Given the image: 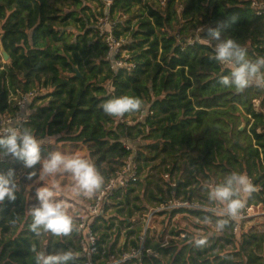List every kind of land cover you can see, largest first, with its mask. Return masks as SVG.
I'll return each mask as SVG.
<instances>
[{"label": "trees", "instance_id": "trees-1", "mask_svg": "<svg viewBox=\"0 0 264 264\" xmlns=\"http://www.w3.org/2000/svg\"><path fill=\"white\" fill-rule=\"evenodd\" d=\"M156 1L157 5L150 0H112L107 10L105 0H0V39L10 57L7 63L0 62L1 111L14 113L16 99L37 92L23 127L40 141L57 137L86 146L104 181L134 155L140 170L157 167L165 185L170 186L165 174L171 181L176 178L168 198L197 199L214 206L217 203L208 199L205 186L220 184L237 172L247 175L256 189L246 205L264 203V88L253 84L238 93L221 86L220 76L230 74L231 67L212 59L217 41L207 34L208 27H219L222 39H234L247 49L249 58L264 57V17L252 8L254 1L264 0ZM90 2L99 3L101 11ZM105 16L116 39L125 40L121 54H127L124 61L133 68H111L108 46L98 29ZM43 91L47 92L42 95ZM122 95L141 98V111L152 114L142 120L141 111L106 115L102 104ZM126 141L135 152L126 149ZM47 153L42 146V159ZM23 167V163L2 165L0 172L13 169L17 174ZM29 172L25 171L26 177ZM16 184L17 199L0 203V264H36L33 245L37 252L69 248L80 252L79 231L70 237L48 233L37 238L29 230L28 198L35 193L28 190L26 180ZM154 186L148 198L157 206L168 198L159 183ZM134 192L133 186L115 191L116 217L94 220L100 249L96 259L103 258L99 264L138 247L143 229H133L132 219L144 208L135 204L139 197H132ZM164 214L169 219L188 214L201 223L205 218L214 224L226 219L201 209ZM123 224L129 228L127 241L118 246ZM235 225L229 221L220 234L206 237V246L200 248L189 233L182 243L170 240L166 247L150 242L146 235L145 247L153 254L140 263L121 264H165L168 255L167 264H264V234L242 233L237 239ZM175 231L171 235L178 237ZM229 245L234 246L232 251L226 249ZM82 262L81 256L75 264Z\"/></svg>", "mask_w": 264, "mask_h": 264}, {"label": "clouds", "instance_id": "clouds-1", "mask_svg": "<svg viewBox=\"0 0 264 264\" xmlns=\"http://www.w3.org/2000/svg\"><path fill=\"white\" fill-rule=\"evenodd\" d=\"M207 34L211 40L217 41L212 59L231 67L230 74L220 76L218 82L221 86L234 88L238 93L253 84L264 87V57H258L255 60L249 58L247 49L234 39H222L219 27H208ZM143 104V100L139 97L122 95L104 102L102 109L110 117H123L125 114L141 111ZM41 144L42 141L38 140L29 128L9 126L0 133V156L10 155L21 161L27 169H33L40 163L42 167L39 179L41 180L45 176H51L63 170L71 174L74 191L87 197H91L102 187L104 177L88 160L68 157L58 151L51 152L42 159ZM35 175V171L29 172L27 178L31 179ZM16 180L15 170L0 172V203L5 200L14 202L17 199ZM205 187L208 199L223 205V215L228 217H235L244 209L246 201L241 198V193L251 195L256 190L247 175L237 172L228 175L220 184ZM58 190L59 185L42 186L36 189L35 197L38 203L29 209L32 222L28 227L37 238L48 233L54 237H70L74 231H78L72 216L67 211L66 204L56 199ZM209 222L205 218V223ZM228 223V219H218L215 222L216 231H223ZM193 243L198 248L204 247L207 244V238L194 237ZM30 251L35 254L36 264H70V262L75 264V261L81 257V252L73 248L46 253L45 251L37 252L33 245Z\"/></svg>", "mask_w": 264, "mask_h": 264}, {"label": "built area", "instance_id": "built-area-1", "mask_svg": "<svg viewBox=\"0 0 264 264\" xmlns=\"http://www.w3.org/2000/svg\"><path fill=\"white\" fill-rule=\"evenodd\" d=\"M111 0H105L106 8L109 9L111 5ZM252 8L257 15L264 17V3H259L254 1L252 3ZM104 27L106 29L104 30ZM112 26L108 16L100 19L98 23V29L100 36L103 37L105 43L108 46L107 58L111 60V68L117 70L118 68L127 67L128 69L134 66L128 64L124 55L121 54L122 45L125 43L123 38L117 40L112 33ZM121 55L120 58L118 56ZM128 57V56H127ZM264 88V87H263ZM37 92L28 93L23 95L20 99H16V103L13 106L15 109L14 113L2 112L0 109V133H3L9 126L23 127L27 122L30 110H28V105ZM29 111L27 116L24 115V111ZM148 111H141L139 119L142 120L148 115ZM43 145L41 144V147ZM124 146L127 150L134 151L135 148L130 142H125ZM134 156V155H133ZM129 157L125 163L121 166L119 171L112 176L109 180L104 181L102 187L92 195L88 201L86 209L84 211V216H80L77 219V229L81 234L79 247L81 256L83 257L82 264H99V260L96 256L100 255V249L98 244V234L93 230L94 220L100 217H106L109 213L112 201L114 199V192L118 189H127L129 187L135 186L141 180V170L139 165L134 161V157ZM22 163L21 161L13 158L12 156H0V166L10 165L16 166ZM165 179L170 182V187H175L176 182L171 181L169 174L164 175ZM205 205L201 204L199 201L187 200L183 197L175 198L170 197L168 200L160 205L156 206L153 213L146 214L144 216V228L138 240V247L129 249L127 252L122 253L118 256H112L107 264H121L127 261H137L138 263L143 261L145 255L152 254V251L145 247L146 232L150 229V222L152 217L159 213L174 210H186V209H201L208 210L215 214L222 215L226 217L229 221H235L236 225L233 228V234H237L239 231L240 224L249 218L250 212L253 211L254 207L252 205H245L244 209L235 216L228 217L223 215L224 208L220 204H215L211 209L203 207ZM252 206V207H251Z\"/></svg>", "mask_w": 264, "mask_h": 264}, {"label": "rangeland", "instance_id": "rangeland-1", "mask_svg": "<svg viewBox=\"0 0 264 264\" xmlns=\"http://www.w3.org/2000/svg\"><path fill=\"white\" fill-rule=\"evenodd\" d=\"M154 4L157 5L156 0H150ZM91 7L97 11H101V5L97 2H90ZM136 14V13H135ZM130 18V16H125L124 19ZM100 23V20H99ZM106 27H104V30ZM0 55L2 56V44H1V39H0ZM124 58L127 59V54H123ZM0 62L2 63H7L4 61L3 57L1 58ZM47 91H43L42 95H44ZM29 110V107H28ZM24 111V115L27 116L29 111ZM142 144H146L147 142H141ZM42 145L48 148V155L51 152H61L65 156L68 157H78V158H83L88 160L90 163V158H89V153L87 150L86 146H83L81 144H75L71 142H60L58 141V138H48L44 141H42ZM48 155H46L44 158H46ZM21 164V163H20ZM155 164V163H154ZM143 166V163H141ZM42 165L38 163L33 169H29L30 172L35 171L36 175L33 176L31 179H28L25 176V171L27 168H21L17 174V181H22L26 180V186L28 190H32L33 193L36 192V189L42 186H48L52 187L53 185H59V190L57 192L56 199L63 201L66 206H67V211L68 213L72 216L73 221L77 224V219L80 216H84V211L86 209V206L88 204V201L90 197H87L83 195L82 193L78 194L76 191H74L73 185L74 181L71 177V174L61 170L51 176H45L44 179H39L40 175V169ZM161 168V167H160ZM147 176L149 178H147ZM165 179V178H164ZM173 181L176 180L175 177L171 178ZM175 179V180H174ZM147 180L152 181L151 185H148ZM142 181V182H141ZM140 184L133 186L135 188V192L132 195V197H139V200L135 201V204L139 207L144 208L142 212H137L133 216L134 218V225L132 226L133 229H138L141 228L143 229L145 224L144 222L141 221V218L143 215L153 213L154 210L156 209V202H149L148 194L150 190L154 189L155 183H159L163 190L165 191V196L166 198L169 197V187L168 185H165L163 181H161L159 174L157 173V167L155 169H143L141 170V180ZM176 182V181H175ZM56 190V189H54ZM243 199L248 201V198L250 195L246 193H242ZM195 201H199L197 199H194ZM28 201L30 203L28 207V211L31 207L37 205L38 201L36 200L35 195H33L31 198H28ZM117 201L113 199L112 205L110 208L109 213L106 215V217L111 216V217H116V211L115 207L113 206ZM133 203V201H132ZM216 203V202H215ZM214 203V204H215ZM245 203V205H246ZM218 204V203H217ZM213 205L210 203H206L205 208L211 209ZM254 207L253 211L250 212V216L248 219H246L244 222L240 224L238 234H236L237 239L240 238V235L242 233H246L248 235L252 234H264V203H259V204H253ZM251 206V207H252ZM121 219L117 218V221L115 222L116 224H119ZM126 225L123 224L121 225L120 228V235L119 241L121 242L123 240L124 236V229ZM150 228L156 229L157 231H162L165 228L167 229V233L170 231L176 230V231H185V233H189L190 237L192 238H198V237H209L211 236L212 233L220 234L221 232H217L215 229V224L214 223H201L198 220L194 219L188 214H179L175 216L174 218L169 219L167 215H162V213L155 215L151 219L150 223ZM112 233V232H111ZM186 233V235H187ZM75 243L78 244V240H74ZM228 251H232L234 249L233 245H229L226 247Z\"/></svg>", "mask_w": 264, "mask_h": 264}, {"label": "crops", "instance_id": "crops-1", "mask_svg": "<svg viewBox=\"0 0 264 264\" xmlns=\"http://www.w3.org/2000/svg\"><path fill=\"white\" fill-rule=\"evenodd\" d=\"M177 215H179V214H176L175 216H177ZM144 216L145 215H143L142 216V218H141V221L142 222H144L143 221V219H144ZM174 216V217H175ZM173 217V218H174ZM132 221H134V218L132 219ZM151 223V222H150ZM133 226V225H132ZM129 230V228H126L125 227V229H124V238H123V240L120 242L119 241V243H118V246H120V245H122V244H125L126 243V241H127V237H126V231H128ZM173 230V229H172ZM171 232L172 231H170L169 233H167V229L165 228L164 230H162V231H157L156 229H152L151 230V228L149 229V231H147L146 232V235H147V238L149 239V241L150 242H153V243H160V244H162V247H166L168 244H169V241L170 240H175V241H178L179 243H182V241L184 240V238H185V236H186V233H185V231H181V230H179V231H175V232H179V236L178 237H174V236H172L171 235ZM140 234V233H139ZM121 237V236H120ZM135 237L134 236H132L131 237V239H134ZM199 238V237H198ZM120 240V239H119ZM130 239H128V241H129ZM149 250H151V249H149ZM152 251V250H151ZM152 254H153V251H152ZM154 256H156V257H158V254L155 252L154 253ZM169 255L168 256H166L165 258H163V261H164V263L165 264H167L168 263V260H169ZM101 260H103V258H101L100 260H99V262L101 261Z\"/></svg>", "mask_w": 264, "mask_h": 264}, {"label": "water", "instance_id": "water-1", "mask_svg": "<svg viewBox=\"0 0 264 264\" xmlns=\"http://www.w3.org/2000/svg\"><path fill=\"white\" fill-rule=\"evenodd\" d=\"M111 1H112V0H111ZM2 57H3V59H4L5 62H8L9 59H10L9 55H8L7 52L3 49V47H2ZM75 71L77 72V76L80 77L81 75H80V73H79V71H78L77 68H75Z\"/></svg>", "mask_w": 264, "mask_h": 264}]
</instances>
